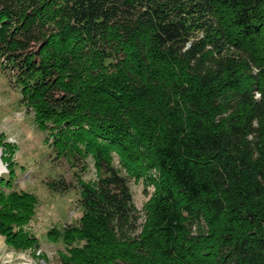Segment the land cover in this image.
Listing matches in <instances>:
<instances>
[{
  "label": "trees",
  "instance_id": "obj_1",
  "mask_svg": "<svg viewBox=\"0 0 264 264\" xmlns=\"http://www.w3.org/2000/svg\"><path fill=\"white\" fill-rule=\"evenodd\" d=\"M0 69L72 175L64 264H264V0H0ZM35 203L0 180L8 245Z\"/></svg>",
  "mask_w": 264,
  "mask_h": 264
},
{
  "label": "rangeland",
  "instance_id": "obj_2",
  "mask_svg": "<svg viewBox=\"0 0 264 264\" xmlns=\"http://www.w3.org/2000/svg\"><path fill=\"white\" fill-rule=\"evenodd\" d=\"M19 100L20 94L0 69V180L9 181L15 190L36 197L31 217L23 227L37 239L36 245L18 249L8 245L0 234V264H64L63 246L51 241L47 231L76 222L80 211L72 189L58 194L47 185L56 175L63 173L68 182L72 175L67 173L66 160H56L50 153L45 142L46 134L36 126L31 109ZM4 143L9 145L6 147ZM89 178H94L92 169L84 175V179ZM130 188L133 202L142 212L153 186L141 176L139 179L131 178ZM145 189L149 194L144 192Z\"/></svg>",
  "mask_w": 264,
  "mask_h": 264
}]
</instances>
